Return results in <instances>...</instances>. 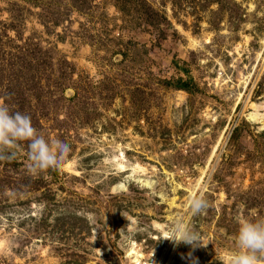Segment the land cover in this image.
<instances>
[{
    "label": "rangeland",
    "instance_id": "rangeland-1",
    "mask_svg": "<svg viewBox=\"0 0 264 264\" xmlns=\"http://www.w3.org/2000/svg\"><path fill=\"white\" fill-rule=\"evenodd\" d=\"M2 67L0 102L70 152L0 164V264H224L236 221L264 220V0H0ZM181 216L201 247L166 239Z\"/></svg>",
    "mask_w": 264,
    "mask_h": 264
},
{
    "label": "clouds",
    "instance_id": "clouds-1",
    "mask_svg": "<svg viewBox=\"0 0 264 264\" xmlns=\"http://www.w3.org/2000/svg\"><path fill=\"white\" fill-rule=\"evenodd\" d=\"M21 142L26 145L29 174L57 168L70 152L67 141L40 134L32 126L29 115L13 111L7 103L0 102V160H14ZM185 207L188 216L198 217L207 209L208 201L202 192L192 191ZM236 223L234 246L225 253L224 264H260L264 258V220L239 218ZM166 239L192 248L202 246L200 234L191 223H185L182 216L172 221Z\"/></svg>",
    "mask_w": 264,
    "mask_h": 264
},
{
    "label": "trees",
    "instance_id": "trees-1",
    "mask_svg": "<svg viewBox=\"0 0 264 264\" xmlns=\"http://www.w3.org/2000/svg\"><path fill=\"white\" fill-rule=\"evenodd\" d=\"M141 4L138 9H137V19L140 21V24L145 28V30L148 32L149 30L151 31H157L160 36H161V40H165L167 34V30L169 29V23L166 21V19L160 17L158 15L157 12H155L154 10L150 9L148 6ZM157 42V41H156ZM155 45H157V43H155ZM33 56V55H32ZM23 59V57H22ZM23 69H25L24 67H17L15 73L13 70V75L14 77H18V76H25L26 73L23 74ZM4 71V67L0 68V84H3V78L2 74ZM25 71V70H24ZM27 71H30L27 68ZM22 74V75H21ZM167 84V86L176 89L177 91H184L189 93L190 92V87H189V82H185L182 80H176L175 83H170L167 82L165 83ZM31 90V89H30ZM16 106H12L11 108H13L15 110ZM236 134L234 133L233 138H235ZM17 157L14 160L11 161H6V160H0V164L2 166H8V167H13L18 165L19 163L17 162Z\"/></svg>",
    "mask_w": 264,
    "mask_h": 264
},
{
    "label": "bare ground",
    "instance_id": "bare-ground-1",
    "mask_svg": "<svg viewBox=\"0 0 264 264\" xmlns=\"http://www.w3.org/2000/svg\"><path fill=\"white\" fill-rule=\"evenodd\" d=\"M251 108L254 110V114H251L250 117H251V119H254V118H256V116H257L255 112H256L260 107H257V106H253V105H252Z\"/></svg>",
    "mask_w": 264,
    "mask_h": 264
}]
</instances>
